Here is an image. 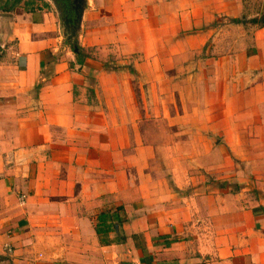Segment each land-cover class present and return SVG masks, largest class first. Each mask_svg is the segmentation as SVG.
<instances>
[{"label": "crops", "instance_id": "1", "mask_svg": "<svg viewBox=\"0 0 264 264\" xmlns=\"http://www.w3.org/2000/svg\"><path fill=\"white\" fill-rule=\"evenodd\" d=\"M25 1L0 0V264H264V0H87L82 62Z\"/></svg>", "mask_w": 264, "mask_h": 264}, {"label": "trees", "instance_id": "2", "mask_svg": "<svg viewBox=\"0 0 264 264\" xmlns=\"http://www.w3.org/2000/svg\"><path fill=\"white\" fill-rule=\"evenodd\" d=\"M23 0H14V5L17 3H20ZM38 0H26L24 3L27 5L28 9L33 10L38 8ZM43 2V5L45 7H49V3L41 0ZM238 22L242 21V19H237ZM256 21V19H255ZM77 46L78 51L75 52L77 55V59H79L80 62L84 61V59L89 56V54H86L84 52V48L78 43L74 42L72 44V48L74 51V47ZM124 207L122 205L117 206L116 208L113 209H106L103 210L99 213L98 215V221L95 225V230L99 236H107L109 235L110 231H116L118 233V240L119 241H125L127 236L125 232L122 229V224L124 222V216H123V211ZM111 240H107V242H110ZM102 242V239H101ZM103 242H105L103 240ZM121 264H133L132 262L129 261H122Z\"/></svg>", "mask_w": 264, "mask_h": 264}, {"label": "flooded vegetation", "instance_id": "3", "mask_svg": "<svg viewBox=\"0 0 264 264\" xmlns=\"http://www.w3.org/2000/svg\"><path fill=\"white\" fill-rule=\"evenodd\" d=\"M54 6L56 7V12L62 15V26L65 29L66 36H71L70 44H73L74 36L73 31L74 28L78 25L76 22V6L78 4V0H52Z\"/></svg>", "mask_w": 264, "mask_h": 264}, {"label": "rangeland", "instance_id": "4", "mask_svg": "<svg viewBox=\"0 0 264 264\" xmlns=\"http://www.w3.org/2000/svg\"><path fill=\"white\" fill-rule=\"evenodd\" d=\"M38 3H41V1L40 0H38L37 1ZM48 3H49V7H48V9H51V10H53L55 13H56V19H57V21H56V25L58 26V27H61L60 26V23H59V19H58V16H57V12L55 11L56 10V7L54 6V3H53V1L52 0H48L47 1ZM62 28L64 29V27L62 26ZM64 31H65V29H64ZM79 35H80V32H78L77 33V35L75 36V38H74V41L75 42H78L79 43ZM67 36L66 35H64V39L65 40H67V38H66ZM70 49H71V51H73V49H72V44H70ZM86 52H89L90 53V55H92L93 57H97V58H101V57H103V58H105L104 57V55L103 54H105V52H107V50H104L103 48H97V47H91V48H88V49H86ZM114 57H116V56H114ZM118 59H120V58H115V59H113L114 60V62H117L118 61ZM196 119V118H195ZM198 119H200V118H197V122H198ZM188 118H183V121L179 124H175V128H177V129H180V130H184V129H186V124H187V122H188ZM25 204V203H24ZM24 204H22V205H24Z\"/></svg>", "mask_w": 264, "mask_h": 264}, {"label": "water", "instance_id": "5", "mask_svg": "<svg viewBox=\"0 0 264 264\" xmlns=\"http://www.w3.org/2000/svg\"><path fill=\"white\" fill-rule=\"evenodd\" d=\"M87 6H88L87 0H78V4L76 6V11H77L76 22L78 23V25L74 28L73 35H72L74 37L81 30L82 21H83V17L87 9ZM57 16H58L60 26H61L60 30L63 33V35H66L64 29L62 28V20H63L62 15L60 13H57ZM70 39H71V36H68L69 42H70ZM77 51H78V48L77 46H75L74 52H77Z\"/></svg>", "mask_w": 264, "mask_h": 264}, {"label": "built area", "instance_id": "6", "mask_svg": "<svg viewBox=\"0 0 264 264\" xmlns=\"http://www.w3.org/2000/svg\"><path fill=\"white\" fill-rule=\"evenodd\" d=\"M20 201H21V204H24L25 201H26V195L22 194V195L20 196Z\"/></svg>", "mask_w": 264, "mask_h": 264}]
</instances>
